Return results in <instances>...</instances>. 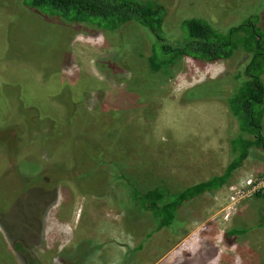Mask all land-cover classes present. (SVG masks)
<instances>
[{
  "label": "rangeland",
  "instance_id": "1",
  "mask_svg": "<svg viewBox=\"0 0 264 264\" xmlns=\"http://www.w3.org/2000/svg\"><path fill=\"white\" fill-rule=\"evenodd\" d=\"M143 1L170 32L177 17L224 28L264 10V0ZM139 27L99 31L0 0V264H264V202L230 199L250 177L264 184V150L188 201L172 228L156 231L132 207L121 176L176 194L225 173L238 133L225 100L247 63L238 50L154 72ZM231 228L246 233L229 244Z\"/></svg>",
  "mask_w": 264,
  "mask_h": 264
},
{
  "label": "trees",
  "instance_id": "2",
  "mask_svg": "<svg viewBox=\"0 0 264 264\" xmlns=\"http://www.w3.org/2000/svg\"><path fill=\"white\" fill-rule=\"evenodd\" d=\"M23 4L48 18L92 26L99 31L114 33L127 23H136L148 42V65L154 72L168 69L186 57L218 62L231 59L238 50L244 52L247 63L233 76L235 87L225 100L238 123V133L230 140L231 160L225 173L176 194L158 187L144 189L121 176L126 179L132 207L151 213L157 221L156 231L172 228L180 210L194 197L220 190L243 166L252 149L264 150V10L254 12L250 7L249 16L245 10L236 24L224 28L207 15L177 17L176 30L170 32L162 10L143 0H23ZM187 95L196 98L192 90ZM256 195L264 202V189ZM35 209L40 208L31 210L33 215ZM261 226L264 227V214ZM244 233L245 230L231 228L226 241L232 244ZM14 248L25 258L19 243ZM24 261L38 264L26 258Z\"/></svg>",
  "mask_w": 264,
  "mask_h": 264
},
{
  "label": "built area",
  "instance_id": "3",
  "mask_svg": "<svg viewBox=\"0 0 264 264\" xmlns=\"http://www.w3.org/2000/svg\"><path fill=\"white\" fill-rule=\"evenodd\" d=\"M242 186L243 187H230V199L232 201H234V199L237 198L240 193H242L241 197L245 198L251 195L254 196L258 194L262 189H264V184L262 182H259L258 180H255L252 177H250Z\"/></svg>",
  "mask_w": 264,
  "mask_h": 264
}]
</instances>
